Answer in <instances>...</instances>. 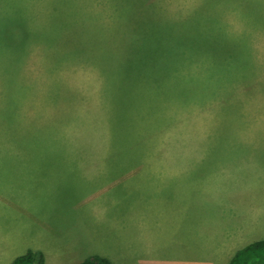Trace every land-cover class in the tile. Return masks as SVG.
<instances>
[{"label": "rangeland", "instance_id": "374dc122", "mask_svg": "<svg viewBox=\"0 0 264 264\" xmlns=\"http://www.w3.org/2000/svg\"><path fill=\"white\" fill-rule=\"evenodd\" d=\"M262 12L263 18L257 21L255 15ZM188 19L194 21V26L196 20H203L206 30L213 31L215 36L223 34L226 43L229 34L231 38L243 37L251 53L247 51L252 75L248 63H240L241 67H235L243 72L240 78L245 75L242 82L230 83L229 79L218 77L215 82H203H207L208 88L199 89L186 106L178 101L171 106V102L168 106L163 104L164 116L173 119L167 126L161 125L165 127L160 139H155L152 145L149 142L142 164L135 168L143 171L130 173L135 176L130 184L144 179L141 178L144 168L151 175L160 168L168 173L181 169L191 175L193 171V181L198 184L227 183L229 172L264 169V0H0V46L6 45L11 54L8 68L6 60L0 58V129L6 126L3 112H15L18 101L26 106L24 112L29 121L30 115L52 113L55 105L50 98L60 102L64 101V95L70 94L74 101L67 103L64 110L74 107L72 110L79 119L77 125L68 127V136L72 145L81 144L91 150L86 151L89 154L84 159L20 154V142H7L1 136L0 200L5 206L0 203V211L7 222L15 216L8 206L15 205L13 196L7 195L15 193L17 197L27 196V202L32 204L31 210L17 202L15 207L21 206L22 210V214L16 215L17 221H23L24 215L36 217L38 225L32 231V238L52 236L57 245L62 242L55 235L73 238L78 233L89 234L90 230L103 234L110 231L109 226H116L117 221L118 225L125 223L126 210L108 207L109 202L114 203L123 194L120 190H125L122 188L126 183L79 207L83 213L106 207L104 215L94 220L83 218L80 222L84 225L79 227V201L109 185L108 180L114 177L98 176L96 181L86 183L84 174L85 168L93 175L102 172L107 150L99 102L103 81L97 67L89 62L93 57L100 58L101 50L110 45L146 44L148 41L141 42L144 37L149 38L144 32L160 36L169 33L166 43L176 44L180 41L173 30L181 28L180 23ZM127 28L142 36L135 34L127 38L124 35ZM26 48L28 53L25 51L23 57ZM67 51H83L85 55L81 58L88 64L68 59ZM172 62L171 77L179 72L185 74L183 68L188 65V59L179 56ZM191 69L197 80L208 79L210 72L205 66H190L188 72ZM227 85L225 91H220ZM215 86L219 90H212ZM178 87L186 88L185 81H174L171 90L176 96L182 94L176 91ZM4 142L8 144L6 153L2 151ZM185 179L189 183L192 178ZM42 247L46 264L71 261L62 257L64 254L57 247L50 249L44 241Z\"/></svg>", "mask_w": 264, "mask_h": 264}, {"label": "trees", "instance_id": "16d2710c", "mask_svg": "<svg viewBox=\"0 0 264 264\" xmlns=\"http://www.w3.org/2000/svg\"><path fill=\"white\" fill-rule=\"evenodd\" d=\"M151 15L152 12L148 17L150 18ZM255 18L257 21L261 20L263 12L261 15H255ZM202 21L196 20V26H194V21L188 19L180 23L181 28H172L177 32V38L180 41L176 44L166 43L170 37L169 33L160 36L158 33L144 32L149 38L144 37L141 42L148 41L146 44L110 45L101 50L100 58L93 57L89 62L97 67L103 81L99 102L103 111L101 119L105 124L107 150L99 176L114 175L112 178H117L142 164L141 160L149 150V142L152 145L155 139H160L163 127L171 123L173 119V117L164 116L163 104L168 106L171 102V106L178 101L182 106H186L191 103L195 94L199 93V89L206 88L207 82L212 80L215 82L218 77L229 79L230 83L242 82L245 75L240 78L243 72L235 67V65L240 66V63H248V72L250 74L251 71L253 72L246 40L240 36L237 39L231 38L229 34L228 43H226L223 40V34L215 36L213 31L206 30ZM126 30L124 35L127 38L128 35L131 37L135 34L137 37L142 36L132 29ZM127 38L125 41H128ZM5 41L8 42L7 39ZM218 43H222L223 46H219ZM1 45L0 58L6 60L8 68L11 58L10 48L4 44ZM191 49L196 50L194 54L189 52ZM25 51L28 53V48L24 50L23 57ZM82 52L67 51L66 57L86 65L88 62L81 58L85 55ZM179 56L188 59V65L183 68L185 74L179 72L171 77L174 72L172 60ZM196 65L205 66V69H208L210 72L208 79L205 77L201 82L191 75L192 69L191 73L188 72L190 66L193 68ZM176 79L185 81L186 85V88L176 89L177 92L182 93L179 96H176V93L173 94L171 90ZM205 81L207 82L203 83ZM25 82L24 79L23 83ZM228 86L220 91H225ZM22 89L23 93L25 85ZM212 90L217 91L219 87L217 89L215 86ZM64 97V101H57L58 103L53 100V97L50 98L55 105L51 109L52 113L30 115L29 121L27 112H24L26 106L18 101L15 112H3L6 126L0 129V137L4 135L7 142L10 140L20 142L18 150L20 154L84 159L89 154L86 151L90 149L81 144L72 145L68 136V127L70 124L77 125L79 119L72 110L74 107L68 106L69 110H64V108L67 109V103L74 101V96L67 94ZM162 124L165 126H161ZM7 142L3 143L4 153L7 152ZM89 182L87 175L86 183ZM12 264L46 263L42 254L28 251L17 257ZM80 264L115 263L101 256H91ZM230 264H264V240L254 242L238 251Z\"/></svg>", "mask_w": 264, "mask_h": 264}, {"label": "crops", "instance_id": "0c3cea01", "mask_svg": "<svg viewBox=\"0 0 264 264\" xmlns=\"http://www.w3.org/2000/svg\"><path fill=\"white\" fill-rule=\"evenodd\" d=\"M132 170L125 176L109 179V185L77 205L80 227L84 225L80 222L83 218L97 219L104 215L106 207L85 213L79 207L126 183L122 188L125 190H120L123 194L114 203L109 202L108 207L126 210L125 223L118 225L117 221L116 226H109L110 231L103 234L90 230L89 234L78 233L73 238L55 235L62 245L55 244L52 236L32 238L37 218L24 215L21 222L16 218L17 213L22 214L21 206L15 207L17 202L32 210L28 197L7 195L13 196L15 205L8 206L15 216L7 222L0 211V264H12L28 251L44 254L43 241L48 248L61 250L62 257L71 258L62 264H80L96 255L115 264H230L238 251L264 240V169L229 172L227 183L202 184L193 181V171L191 175L181 169L168 173L161 168L153 175L144 168L141 177L144 179L130 184L135 178L130 173L143 171ZM84 173L90 182L96 181L100 174L99 171L97 175L87 173L86 169ZM188 176L192 178L189 183L185 179ZM235 178L236 182L232 183ZM0 203L4 205L1 200ZM53 262L59 264V260Z\"/></svg>", "mask_w": 264, "mask_h": 264}]
</instances>
